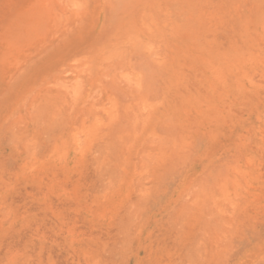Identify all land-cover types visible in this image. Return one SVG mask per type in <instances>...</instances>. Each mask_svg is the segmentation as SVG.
Returning <instances> with one entry per match:
<instances>
[{
  "label": "rangeland",
  "instance_id": "374dc122",
  "mask_svg": "<svg viewBox=\"0 0 264 264\" xmlns=\"http://www.w3.org/2000/svg\"><path fill=\"white\" fill-rule=\"evenodd\" d=\"M0 264H264V0H0Z\"/></svg>",
  "mask_w": 264,
  "mask_h": 264
},
{
  "label": "bare ground",
  "instance_id": "6f19581e",
  "mask_svg": "<svg viewBox=\"0 0 264 264\" xmlns=\"http://www.w3.org/2000/svg\"><path fill=\"white\" fill-rule=\"evenodd\" d=\"M132 55V54H131ZM140 55H141V53H140ZM144 54H142V56H143ZM147 54H145V56H146ZM151 57V56H150ZM126 58V57H125ZM127 59V58H126ZM132 59V58H131ZM137 61V60H136ZM148 61V60H147ZM149 61H151L152 62V60H149ZM133 62H135V61H133ZM142 62V61H141ZM118 63V62H117ZM119 64V63H118ZM132 64V63H131ZM136 64H138V62H136ZM142 64H143V62H142ZM148 64H152V63H148ZM147 64V65H148ZM133 65V64H132ZM139 65H140V63H139ZM139 65H137V66H139ZM114 66V65H113ZM134 66H136V65H134ZM150 66H152V65H150ZM149 66V67H150ZM154 66V65H153ZM140 67V66H139ZM142 67V66H141ZM110 68V67H109ZM108 68V69H109ZM105 69V68H104ZM148 69V68H147ZM150 70H151V68H149ZM149 69H148V71H149ZM124 70H125V68H124ZM146 70V69H145ZM139 71V70H138ZM108 72V71H107ZM145 73H146V71H145ZM149 73V72H148ZM151 74V73H150ZM108 75V74H107ZM148 76V75H147ZM111 82H112V80L110 79V82H109V84L111 85ZM112 84H113V82H112ZM107 86H108V84H107ZM113 86V85H112ZM116 86V85H115ZM112 88H114V87H112ZM111 88V89H112ZM112 91V90H111ZM114 91V90H113Z\"/></svg>",
  "mask_w": 264,
  "mask_h": 264
}]
</instances>
